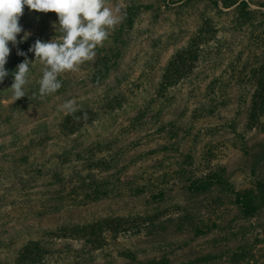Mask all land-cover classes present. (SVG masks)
Here are the masks:
<instances>
[{
    "label": "rangeland",
    "instance_id": "obj_1",
    "mask_svg": "<svg viewBox=\"0 0 264 264\" xmlns=\"http://www.w3.org/2000/svg\"><path fill=\"white\" fill-rule=\"evenodd\" d=\"M240 1L253 13L242 25L237 5L223 8L220 0L217 6L211 0H106L114 11L119 8L120 22L108 29L92 60L60 74L62 87L45 96L39 94L43 64L28 49L37 39L59 40L62 34L52 26L58 24L55 12L25 6L17 40L30 35L9 43L5 68L24 61L18 51L26 53L31 60L26 96L15 100L13 82L0 87V264H15L17 251L29 241L50 247L43 264H124L130 262L121 255L127 251L139 264H264V205L247 218L235 202L236 193L257 192V184H264V116L253 127L247 122L254 86L245 75L264 56V0ZM129 8L135 14L127 28ZM204 26L210 40L193 69L158 96L164 66ZM115 50L117 63L108 79L93 85L98 63ZM115 96L122 106L110 110ZM69 100L77 110L102 114L64 138L58 125L69 114L62 109ZM72 147L111 158L112 167L100 177L111 176L121 193L71 205L65 199L69 182L55 183L49 168ZM67 167L60 170L65 176ZM220 168L222 186L199 194L187 190L190 181ZM137 188L141 193L133 192ZM154 214L159 216L152 224L139 222ZM116 217L141 223L140 232L115 238L107 233L102 252L47 232ZM241 252L245 259L235 262L233 255Z\"/></svg>",
    "mask_w": 264,
    "mask_h": 264
},
{
    "label": "trees",
    "instance_id": "obj_2",
    "mask_svg": "<svg viewBox=\"0 0 264 264\" xmlns=\"http://www.w3.org/2000/svg\"><path fill=\"white\" fill-rule=\"evenodd\" d=\"M167 1V0H163ZM211 2L217 6V0H211ZM223 8H229L237 5V9L240 13V17L243 22H238L240 25L245 24V22L250 21L253 13L246 10V3L240 0H220ZM264 8L263 6H260ZM134 9L129 8L126 14V22L124 26L130 28L133 24L132 16H134ZM264 14H262L263 16ZM207 22V21H205ZM248 22L247 24H250ZM206 25V23H205ZM124 26H121V30ZM207 26V25H206ZM205 26L203 29H199L197 34L192 37L185 48L177 50L174 53L162 70L160 76L159 87L157 90V95L164 97L168 88L177 84L181 79L185 78L194 67V63L199 59L201 49L208 45L210 38H207L209 31H205ZM118 50H115L107 58H102L98 63L99 67L93 73L91 78V83L93 85H98L109 77V72L116 65V60L118 58ZM20 62H13L7 69L9 75L4 79L7 82H14L13 73L15 72L17 65ZM245 73L248 83L254 86L251 94L247 113V122L250 126L256 125L258 120L264 116V56L262 60L257 63L256 66L247 70ZM244 75V76H245ZM122 106L121 100L116 98V96L109 101L107 108L114 110L116 107L120 108ZM88 107H82V109L77 110L74 115L67 114L62 118L61 123L58 128L61 135L64 138H70L72 135H76L82 128L90 125L94 120L100 118L101 112L98 109H92ZM86 114V117H85ZM79 117V119H76ZM106 148V146H104ZM99 148V147H98ZM99 150V149H98ZM97 152L101 151L81 150L79 147H72L70 149H64L58 155H56L55 167L49 168V174L55 183L69 182L68 193L65 199L71 205H83L89 202L100 200L104 197H109L111 193L113 195H119L121 193L120 187L118 188L114 182L110 181V177L106 178L100 177V172L110 169L112 167V159L108 158L106 160L97 157ZM78 161V162H77ZM45 165V164H44ZM69 166V173L67 176L62 174L60 171L64 166L67 169ZM54 166V165H53ZM45 166L39 167V173L43 172ZM223 172L224 169H218L209 172L207 175L194 179L190 181L187 186V190L191 193L199 194L205 193L212 189L215 185H223ZM258 191L252 192L251 190H245L243 192L236 193L235 202L238 205L241 214L244 217H253L258 210L264 205V184L258 183ZM117 189L115 190V188ZM143 188H137L133 192L135 194L141 193ZM163 193H160V198ZM156 197H154L155 199ZM58 199H62L59 197ZM58 208H54L57 210ZM158 214L148 215L144 218H140L142 223L148 222L153 223V221L158 217ZM183 220H188L185 215ZM141 223H135L129 221L126 218L116 217V218H104L102 220L93 222L91 224H86L79 226L77 224L69 225L68 228L60 227L55 231L48 230V234L52 235L54 238H71L81 241L83 244H87L90 250L93 251H103L104 245H106L105 235L109 233L112 237H118L129 231H134V233L140 232ZM197 234H203L205 231L195 229ZM0 242V247H1ZM50 247L47 244H42L38 241H29L24 246L17 251L16 257L14 259L15 264H43L47 258H49ZM123 257L129 259V263L124 264H139L136 262V257L133 252L127 251L121 254ZM233 259L235 262H240L245 259V254L241 252L240 254H234ZM203 261H206L204 259ZM147 264H166L167 260H151L146 262Z\"/></svg>",
    "mask_w": 264,
    "mask_h": 264
},
{
    "label": "clouds",
    "instance_id": "obj_3",
    "mask_svg": "<svg viewBox=\"0 0 264 264\" xmlns=\"http://www.w3.org/2000/svg\"><path fill=\"white\" fill-rule=\"evenodd\" d=\"M25 6L37 12H55L58 24L53 22L52 26L56 30L58 26L62 34L59 40L45 42L37 39L28 49L43 64L39 80L41 96L55 93L62 87L58 78L60 74L75 71L80 64L92 60L96 47L108 38V29L120 22L119 8L114 11L106 6V0H0V83L9 75L5 68L11 52L9 43H22L30 35L25 33L20 41L17 40L24 31L19 20ZM17 54L25 56V59L13 73L14 82L10 89L15 100L26 96L24 86L28 83L31 62L26 53L18 51ZM62 109L74 115L77 111L75 101H66Z\"/></svg>",
    "mask_w": 264,
    "mask_h": 264
}]
</instances>
